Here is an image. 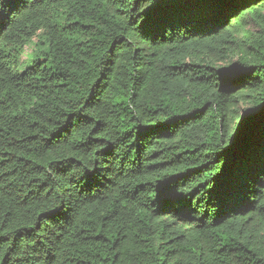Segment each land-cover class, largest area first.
Returning <instances> with one entry per match:
<instances>
[{
	"label": "trees",
	"instance_id": "1",
	"mask_svg": "<svg viewBox=\"0 0 264 264\" xmlns=\"http://www.w3.org/2000/svg\"><path fill=\"white\" fill-rule=\"evenodd\" d=\"M0 264H264V0H0Z\"/></svg>",
	"mask_w": 264,
	"mask_h": 264
},
{
	"label": "rangeland",
	"instance_id": "2",
	"mask_svg": "<svg viewBox=\"0 0 264 264\" xmlns=\"http://www.w3.org/2000/svg\"><path fill=\"white\" fill-rule=\"evenodd\" d=\"M30 50H31V48L29 47V48L26 49V52L29 53Z\"/></svg>",
	"mask_w": 264,
	"mask_h": 264
}]
</instances>
